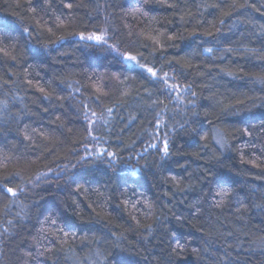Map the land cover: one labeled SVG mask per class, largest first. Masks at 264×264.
<instances>
[{
  "label": "trees",
  "instance_id": "1",
  "mask_svg": "<svg viewBox=\"0 0 264 264\" xmlns=\"http://www.w3.org/2000/svg\"><path fill=\"white\" fill-rule=\"evenodd\" d=\"M0 37V264H264V0H0Z\"/></svg>",
  "mask_w": 264,
  "mask_h": 264
},
{
  "label": "snow or ice",
  "instance_id": "2",
  "mask_svg": "<svg viewBox=\"0 0 264 264\" xmlns=\"http://www.w3.org/2000/svg\"><path fill=\"white\" fill-rule=\"evenodd\" d=\"M244 6L245 5H240V7H244ZM249 6L255 7V5H249ZM66 7L71 8L72 5L69 3L66 5ZM168 7H175V5L169 4ZM215 7H219V5H215ZM233 7H235V5H233ZM29 10L33 13L36 12L35 7H32ZM257 11H259V9H257ZM137 13H141L145 16L148 15L146 12H142V10L139 8L129 12V15L135 16ZM181 19H183V18L181 17ZM57 20L59 21L60 18L57 17ZM220 22L222 24L223 20H221ZM36 23L39 25L40 21L37 20ZM60 23H63V21H60ZM24 31L27 32L28 29L25 28ZM48 31L51 32L52 29L49 28ZM208 34L210 35L211 33H208ZM79 35H80V38L82 40L94 41L96 45H107L108 49H110L111 51H113L117 55H119L124 63L130 65L132 68L140 69L143 76H144V79L149 80L153 83L163 82L164 84H166L170 90L169 94L171 95L172 92H176L178 100H180V93L181 92H184V93L190 92L193 96L195 95V92L192 91V89H191V85H184L183 87H181V85L178 83H171L170 84V83H168L169 75L167 72H163L162 74H158L159 70L155 69L154 67H149L147 63H142L141 62L142 54H141V57L138 58L137 55H132L130 52H122L120 50V47H118L117 43L109 44L108 29L107 28H105L103 31H101L99 33L92 32V33H89L87 35H85L84 33H80ZM172 38L173 37H169V39H172ZM61 39H63V38H61ZM147 39L151 40L154 45H159L161 48L163 47V45L161 44V42L158 38L153 37V36H148ZM2 40H3V38L0 37V42H2ZM204 51L207 53H211L213 50L211 48H206V49H204ZM228 51H231V49H228ZM0 52L4 53L5 55H9L6 48H0ZM12 59H15V57H12ZM229 74H231V73H229ZM173 79H175V77H173ZM256 81L260 84H264V75L257 76ZM40 91L43 92L44 89H40ZM97 91H99V89H97ZM128 94L129 93H127V92L124 93V95H128ZM149 95H151L150 92H149ZM97 99H99V97H97ZM154 103H155V101H154ZM160 103H163V102L161 101ZM5 107H6V102H5ZM107 113L109 116H111V114L113 113V109L107 108ZM84 118H85V120L89 121L88 128H87L89 135H91V133H92V125H94L97 120H101L105 124L108 123V120L105 119V117L102 114L98 115L95 111H93L91 113V117H89L88 113L85 112ZM93 118H95V119H93ZM92 138L94 140L98 139V137H95V136H93ZM156 139L158 140V143L149 144V147L152 149H156L158 152H160L161 153L160 158H161V160H163L172 153V148L170 146V138L167 137V134H165L164 136L157 137ZM214 139H216V143L219 144L221 147L225 146L223 143L222 137H220V138L214 137ZM103 155H107V156H110L112 158L116 157V153L108 152L107 149L103 150V152L97 153V156H103ZM81 159H86V157H81ZM15 175L19 176L20 173L17 172V173H15ZM10 183H11L10 180H8L6 183H4L2 185V191L4 193L10 195V197L15 198L18 196L20 191H23V188L22 187H19V188L10 187L9 186ZM218 194L223 196V195H227L228 193L226 191H221ZM217 206H219V205H217ZM133 219H135V217H133ZM137 223H139V221H137ZM147 229L149 231V234H151L152 229H151L150 225L147 226ZM61 232H63L65 237L69 236V233L65 232L63 229H61ZM182 247L183 246L177 240L175 247L173 248V252H176L177 249H180ZM47 251H52V249H47ZM29 255H31V253H29ZM40 255H44V253H40ZM97 255H98V253H97ZM52 264H56V261L53 260ZM92 264H95V262H92Z\"/></svg>",
  "mask_w": 264,
  "mask_h": 264
}]
</instances>
